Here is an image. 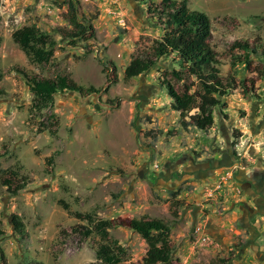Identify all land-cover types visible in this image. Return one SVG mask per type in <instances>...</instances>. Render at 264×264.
Segmentation results:
<instances>
[{
	"label": "rangeland",
	"instance_id": "374dc122",
	"mask_svg": "<svg viewBox=\"0 0 264 264\" xmlns=\"http://www.w3.org/2000/svg\"><path fill=\"white\" fill-rule=\"evenodd\" d=\"M75 1L86 18L97 16L86 57L56 32L70 29L69 0H0V264H94L100 237L73 231L85 225L74 213L88 212L169 223L174 264H264V179L250 181L264 173V82L235 74L237 89L214 112L213 128L184 131L159 86L172 56L159 60L161 69L124 80L131 56L164 33L147 5ZM187 2L209 17L210 47L224 75L241 69L231 64L232 43H264V0ZM30 26L58 41L49 64L31 63L14 43L13 32ZM16 69L30 78L67 76L101 92L60 94L52 107L32 112L34 95ZM11 171L28 182L17 195L2 184ZM176 201L183 205L174 217ZM13 215L23 220V238ZM110 233L127 251L123 264H143L147 245L138 234L123 227Z\"/></svg>",
	"mask_w": 264,
	"mask_h": 264
},
{
	"label": "trees",
	"instance_id": "16d2710c",
	"mask_svg": "<svg viewBox=\"0 0 264 264\" xmlns=\"http://www.w3.org/2000/svg\"><path fill=\"white\" fill-rule=\"evenodd\" d=\"M142 1L147 5L148 17L164 33L149 49L131 56L123 73L124 80L130 81L154 69H161L159 60L172 56V66L163 72L159 86L166 90L173 100L171 108L179 114V125L182 130L188 131L193 128L203 132L210 131L215 124L214 112L224 109L225 99L237 89L235 74L255 75L264 82V43L250 44L248 41L232 43L229 46L233 56L231 64L241 66V69L224 75L219 67L217 55L210 47L213 28L205 13L191 10L187 0ZM95 20L97 16L86 18L80 11L79 3L69 0L66 21L70 29L58 28L56 32L72 49L84 50L86 57L93 52V45L89 42L96 37L93 26ZM12 39L28 60L36 65L49 64L54 59L56 48L59 46L58 41L36 26L14 31ZM253 56L257 61H254ZM111 67L113 71L116 70L112 63ZM16 71L26 80L34 95L31 111L36 113L52 107L55 96L60 94L75 93L85 97L101 92V89L92 86L87 88L78 85L67 76L59 75L55 79L30 78L23 70L16 69ZM0 77H2L1 72ZM172 81L181 85V91L176 90ZM9 174L10 177L3 179L2 184L9 193L17 195L28 186V182L21 179V176L14 171ZM60 204L65 210L69 209L63 201ZM182 205L180 201L174 202V217H177V210ZM74 217L85 223L74 227L75 233L84 238L94 235L100 237L95 250L94 264H123L127 251L110 233L118 227L133 231L146 243L147 251L143 264H174L172 227L163 220L143 216L120 222L100 219L90 212L74 213ZM12 222L16 233L22 238L25 237L26 230L22 218L13 215ZM221 262V264L226 263L225 260Z\"/></svg>",
	"mask_w": 264,
	"mask_h": 264
},
{
	"label": "flooded vegetation",
	"instance_id": "af4514ba",
	"mask_svg": "<svg viewBox=\"0 0 264 264\" xmlns=\"http://www.w3.org/2000/svg\"><path fill=\"white\" fill-rule=\"evenodd\" d=\"M250 177H251V180H250V181H255V180H257V181H256L257 183L260 182V183L262 184L263 182H262L261 179H264V173H253V174L250 175ZM260 178H261V179H260ZM257 183H256V184H257ZM261 184H260V185H261ZM261 189H263V191H264V183H263V185H261Z\"/></svg>",
	"mask_w": 264,
	"mask_h": 264
},
{
	"label": "built area",
	"instance_id": "2783aa9c",
	"mask_svg": "<svg viewBox=\"0 0 264 264\" xmlns=\"http://www.w3.org/2000/svg\"><path fill=\"white\" fill-rule=\"evenodd\" d=\"M202 241H203V242H206V241H207V239H206V238H203V239H202Z\"/></svg>",
	"mask_w": 264,
	"mask_h": 264
}]
</instances>
